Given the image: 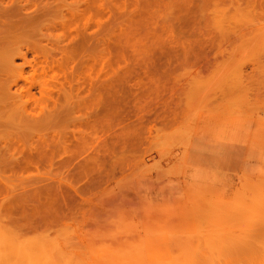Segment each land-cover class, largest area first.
Instances as JSON below:
<instances>
[{"label": "rangeland", "instance_id": "1", "mask_svg": "<svg viewBox=\"0 0 264 264\" xmlns=\"http://www.w3.org/2000/svg\"><path fill=\"white\" fill-rule=\"evenodd\" d=\"M26 1L29 6L36 2L43 13H32L37 7L33 3L30 13L22 11V16L32 14L42 19L37 25H53L48 42L69 47L80 40L76 59L81 58L84 67L74 62V70L71 63L62 72L80 74L84 102L78 106L59 96V113L45 94L51 96L55 85L60 86L61 69L26 73L29 84L47 89H31L22 104L41 117L55 107L59 116L49 126H19L33 138L29 140L42 134L53 140V160L41 164L39 171H29L26 184L14 187H27L29 195L35 187H40L37 192L45 188L54 198L32 199H39V207L27 206L22 215L0 205V264H18L19 245L31 243L43 247L40 257L45 264H108L112 258L120 264H147L138 251L146 244L155 256L166 259L157 264H186L187 257L179 254L182 247L208 251L206 264H226L217 251L244 235V219L264 217V0ZM63 20L68 22L61 27ZM71 26L77 35L82 31L81 37L75 34L72 40ZM32 37L16 40L22 44ZM6 43L0 46V57L11 46ZM121 78L128 90L118 86ZM61 87L56 86L60 89L53 95L62 96ZM17 218L31 219L30 227ZM125 237L131 238L128 247L116 245Z\"/></svg>", "mask_w": 264, "mask_h": 264}, {"label": "bare ground", "instance_id": "2", "mask_svg": "<svg viewBox=\"0 0 264 264\" xmlns=\"http://www.w3.org/2000/svg\"><path fill=\"white\" fill-rule=\"evenodd\" d=\"M14 0H9V2H5V0H0V21H2L0 24V46L2 45V43H6V42H9L8 44H10L11 48L7 50L6 54L2 57H0V167L3 168L1 171L4 175H0V205H2V203L4 204H7V206H11L13 208H11L10 210L8 209L7 211H13V210H19V212H17V214L19 215H22L20 214V211H25L27 209V206L30 208L31 206V210L32 209V205L35 206L38 202L39 199H42L41 197H45L48 195L49 191H45V188L42 190V189H39V191L37 192L36 189L40 188V187H35V190H36V193L35 194V190H34V193L32 194V191L30 194L32 195H29L28 193V189L27 187H22L21 190L17 191L14 187V184L20 186L21 185H24V183L26 184V181L24 178H27L31 172L32 169H35L36 171H39L40 169V166L41 164H43L44 162H47V163H51V160L52 159V154H53V150H52V146L51 144L53 143V140L51 142V140L45 138L44 134H42L43 136H40V137H35V140H29V139H33L32 137H28V134L24 131L21 132L22 128L19 126H22V127H27L25 129H29V127H33L34 129H37L38 127L40 126H49V124L52 122V120L57 116H59V107L57 108L58 104H59V99L60 98H64L65 101H74V104L76 105H80L81 102L83 101L81 99V97L84 96V94L81 96V90H82V87H83V81H82V78L80 76V74H75V71H73V66H74V62H76V65H79L78 67L81 68V65H83V61H80L81 58L76 59V50L81 48V43H80V40L79 41H72L73 39H75V34L77 35V32H76V27L72 29H74V31L76 32H73L71 31V34L72 36H74V38H72V40L69 39L73 42V43H70L69 44V47L72 46V47H68V46H65V45H62V42H59L58 43H50L48 42L49 39L47 40L46 37L48 35L49 37V30H50V27H53V25L51 24H42V25H37V20H42L41 18L38 19L39 17L38 16H34V15H26L25 17L22 16L23 15V12H25V14L28 12L30 13V10L29 8H31L33 6V3H35L34 5H36L37 3L36 2H33L32 4H30L31 6L28 5V3H30V1H26V5H24L25 2H23V4H20L19 5H15L16 4V1L15 0L14 2H12ZM164 1V0H163ZM199 1V0H198ZM46 4H47V1H44ZM43 2V3H44ZM78 2V1H77ZM165 2V1H164ZM44 3V6L46 5ZM19 4V3H18ZM182 4V3H181ZM199 4V2H198ZM42 5V4H41ZM164 5V3H163ZM183 5V4H182ZM43 6V7H44ZM49 6V5H47ZM44 7L45 9L47 8ZM170 6V5H168ZM40 7V6H39ZM38 7V4H37V7L35 6L33 8L32 13H34V11H37L39 12L42 8H40L39 10H37ZM166 7V6H165ZM169 8V7H168ZM35 9V10H34ZM55 9H57L55 7ZM29 10V11H28ZM48 10V9H47ZM47 10H44L45 12H47ZM52 11L50 12H54L53 9H51ZM167 10V8H166ZM170 10V9H169ZM23 11V12H22ZM42 11V12H41ZM40 13L42 14L43 13V10H41ZM44 12V14H46ZM50 12L47 14L49 15ZM72 12V11H71ZM78 12V10H77ZM80 12V11H79ZM78 12V13H79ZM196 12V11H194ZM198 12V11H197ZM36 13V12H35ZM34 13V14H35ZM70 14V12H69ZM72 14V13H71ZM21 15V19L19 18ZM38 15V14H36ZM195 15V14H194ZM199 15V14H198ZM42 18H44V15H41ZM65 16V15H64ZM63 16V17H64ZM75 16V15H74ZM196 16V15H195ZM194 16V17H195ZM15 17H18L19 20H14L16 19ZM67 17V16H65ZM14 18V19H13ZM46 18V17H45ZM69 18V16L67 17ZM73 18V16H72ZM13 19V20H12ZM185 17L182 18V20H184ZM196 19V18H195ZM69 20V19H67ZM47 21V20H46ZM62 21V19L60 20V22ZM73 21V20H72ZM71 21V22H72ZM41 22V21H40ZM52 22V21H51ZM59 22V21H58ZM58 22H56V24H58ZM59 22V23H60ZM68 22V21H66ZM66 22H64L63 20V23L61 27H63V25L65 26ZM65 23V24H64ZM81 24V23H80ZM38 26V28H37ZM39 26H42V27H39ZM169 26V25H168ZM56 27V26H55ZM54 28V27H53ZM195 28V27H194ZM205 28V27H204ZM203 28V29H204ZM56 29V28H55ZM60 29V27H59ZM59 29H57V31H59ZM168 29V28H167ZM69 30V29H68ZM71 30V29H70ZM171 30V29H170ZM36 31V32H35ZM52 31V30H51ZM64 31V30H63ZM62 31V32H63ZM78 33H79V30H77ZM169 31V30H168ZM82 32V31H81ZM80 32V33H81ZM85 32V31H84ZM171 32V31H170ZM204 32V30H203ZM202 32V33H203ZM53 35H54V32H52ZM61 33V32H60ZM66 33V32H64ZM64 33H61L64 34ZM79 33V34H80ZM199 33L200 32V29H199ZM57 34V33H56ZM77 35L76 37H81L80 35ZM205 34V33H203ZM202 34V35H203ZM30 39H26L25 41H23L22 44H19L18 42H22V41H18L17 42V38L20 39V37H30V36H33ZM36 35V36H35ZM39 35V38L38 36ZM51 35V34H50ZM70 35V33H69ZM55 36V35H54ZM66 36V35H65ZM71 36V35H70ZM37 37V38H35ZM42 37V38H41ZM45 37V38H44ZM64 37V36H63ZM23 38V39H24ZM56 38V37H55ZM197 38V37H196ZM205 38V37H204ZM4 39V40H3ZM42 39H46V42L44 43L42 41ZM68 39V38H67ZM84 39V37H83ZM206 39V38H205ZM3 40V41H2ZM11 40V41H10ZM16 40V42H15ZM66 40V39H65ZM198 40V39H197ZM202 40V39H201ZM2 41V42H1ZM53 41L55 42L56 40L53 39ZM57 42V41H56ZM64 42V41H63ZM221 42V41H220ZM14 43V44H12ZM16 43V45H15ZM65 43V42H64ZM67 43V44H68ZM202 43V41H201ZM7 44V43H6ZM17 44H19L17 46ZM49 44V45H48ZM73 44V45H72ZM182 44V43H181ZM16 46L15 48H12L14 46ZM183 45V44H182ZM219 48H220V45H219ZM222 50V49H221ZM221 53V52H220ZM31 56V57H29ZM78 56V55H77ZM80 56V55H79ZM78 56V57H79ZM97 56V55H96ZM77 57V58H78ZM169 59V58H168ZM99 60V59H98ZM155 60V59H154ZM163 60V59H162ZM170 60V59H169ZM95 61V60H94ZM117 62V60H115ZM127 60H125L126 62ZM90 62V61H89ZM119 62V61H118ZM159 62V61H158ZM71 63H72V69H70L71 73H69V75H67L68 73H64V76H63V72L62 70L70 65L71 66ZM170 63V62H169ZM91 64V63H90ZM114 64V63H113ZM125 65H128L126 63H124ZM144 64V63H143ZM153 64V63H152ZM155 64V63H154ZM171 64V63H170ZM86 65V64H85ZM88 65V64H87ZM112 65V63H111ZM123 65V64H122ZM124 65V66H125ZM103 66V65H102ZM116 66H120V67H123L119 64H117ZM130 66V65H129ZM54 67L56 68H60L61 71L60 74L58 75V73L56 75L58 76H61L59 79L57 78V83H60V86L59 84L58 85H55V89L56 86L58 87H61L62 89V96H61V93L58 94V97L56 96L57 95V92L56 95H53L55 93H53L54 91H56L54 88V91L52 92V95H48L50 93H47L45 95H47L46 97H50L51 100L53 103H51V105H55V107L58 109V112L54 113L53 110H55V107H53L54 109L48 113V115L46 117H41V115H38L39 113L36 112L37 114H35L34 112H32L31 110H29V108L25 107V104H22L23 102L21 101V98L24 97V94L26 93H29L31 89H39L40 92H44L45 89L47 88H43L41 89V85H33V84H29L28 80L27 81V76H26V73L28 71H31V72H35V71H38V69H41L42 71H46V69H49V68H53L55 69ZM84 67V65H83ZM89 67V66H88ZM91 67V65H90ZM114 67V66H113ZM120 67H117L120 69ZM127 69H128V66H126ZM125 67V68H126ZM68 68V67H67ZM78 68V69H79ZM124 68V67H123ZM124 68V69H125ZM131 66L129 67L128 70H130ZM133 68V67H132ZM76 69V71L78 70ZM88 69V68H87ZM123 69V71H124ZM126 69V70H127ZM134 69V68H133ZM146 69V68H145ZM51 70V69H50ZM85 70V69H84ZM127 70V72H129ZM198 70V69H197ZM48 71V70H47ZM69 71V70H68ZM83 71V70H82ZM122 71V69L120 70ZM133 71V70H132ZM140 71V70H139ZM30 72V73H31ZM52 73V71H50ZM81 72V71H79ZM134 72V71H133ZM141 72V71H140ZM147 72V70H146ZM154 72V71H153ZM163 72V71H162ZM168 72V71H167ZM29 73V72H28ZM47 73V72H46ZM49 73V72H48ZM54 73V71H53ZM83 73V72H81ZM89 73V71H88ZM121 73V72H120ZM126 72H124L122 74V76L124 77V74ZM144 74V72H141ZM148 73V72H147ZM155 73V72H154ZM157 73V72H156ZM164 73V72H163ZM162 73V75H163ZM37 74V72H36ZM40 74L41 76V73H38ZM37 74V75H38ZM99 74V73H98ZM118 74V73H117ZM127 74V73H126ZM125 74V75H126ZM131 74L133 75V73L131 72ZM160 74V73H159ZM199 74V73H198ZM32 75V74H31ZM55 75V76H56ZM90 75V74H88ZM150 75V74H149ZM167 75V74H166ZM39 76V75H38ZM39 76V77H40ZM49 76V75H48ZM95 76V75H93ZM116 76V75H115ZM121 75L119 77H122ZM128 77V74L126 75ZM145 76V75H144ZM143 76V77H144ZM148 76V75H146ZM152 76V75H151ZM160 76V75H159ZM169 76V75H167ZM90 77V76H89ZM96 77V76H95ZM126 77V78H127ZM140 77V76H139ZM155 77V76H153ZM161 77V76H160ZM164 77V76H163ZM32 78V77H31ZM46 78V77H44ZM51 79L55 78L53 75L52 77H50ZM91 78V77H90ZM142 78V77H141ZM147 78V77H145ZM144 78V79H145ZM162 78V77H161ZM41 79V78H40ZM51 79L49 81H51ZM52 79V80H53ZM116 79V78H115ZM125 78H121V82H118L120 83V85L118 86H121V83L123 82ZM132 79V78H131ZM157 79V78H156ZM163 79V78H162ZM167 79V78H166ZM165 79V80H166ZM56 80V79H55ZM94 80V79H92ZM120 80L117 78V81ZM134 80H135V77H134ZM140 80V79H139ZM146 80V79H145ZM144 80V82H145ZM33 81V80H32ZM37 81V80H36ZM39 81V80H38ZM37 81V82H38ZM47 81V80H46ZM115 81V80H114ZM126 81V80H125ZM140 81H143V80H140ZM161 81V80H160ZM92 82V81H91ZM95 82V81H94ZM135 82V81H134ZM138 82V81H137ZM167 82V81H166ZM34 83V82H33ZM42 83V82H41ZM48 83V82H47ZM46 83V85H47ZM56 83V82H55ZM97 83V82H96ZM112 83V82H111ZM126 83V82H125ZM35 84V83H34ZM44 84V83H42ZM86 84H88L86 82ZM107 84V83H106ZM123 84V83H122ZM137 84V83H136ZM163 84V83H162ZM99 85V84H98ZM141 85V84H140ZM66 86V88H65ZM102 86V85H101ZM113 86V85H112ZM117 86V84L115 85ZM115 86H113V88H116ZM151 86V85H150ZM54 87V86H53ZM122 87V86H121ZM120 88V90H122ZM124 87V86H123ZM122 87V88H123ZM127 87V86H126ZM167 87V85H166ZM96 88V86L94 87ZM118 88V87H117ZM116 89H112V90H117ZM130 88V87H129ZM142 88V87H141ZM145 88V87H144ZM60 89V88H59ZM57 89V90H59ZM126 88L124 87L123 90H125ZM140 88H138L139 90ZM89 90V89H88ZM128 90V89H126ZM149 90V89H148ZM32 91V90H31ZM48 91V90H47ZM95 91V89H94ZM119 91V90H117ZM135 91V90H134ZM137 91V89H136ZM146 91V90H145ZM50 92V91H49ZM61 92V91H60ZM84 92V91H83ZM87 92V91H86ZM112 92V91H111ZM121 93L123 92H126L127 91H120ZM141 92V91H139ZM147 92V91H146ZM129 93V91H128ZM134 93V92H133ZM137 93V92H136ZM25 94V95H26ZM32 94V92H31ZM41 94V93H40ZM87 94V93H86ZM89 94V93H88ZM92 94V93H91ZM115 94V96L117 95V93H113ZM118 94H120L118 92ZM138 94V93H137ZM142 94V92H141ZM145 94V93H144ZM28 95V94H27ZM34 95V93H33ZM42 95V94H41ZM92 95H95V94H92ZM121 95V94H120ZM120 95H118L117 97V100L118 98H120ZM123 95V94H122ZM121 95V96H122ZM129 95V94H127ZM60 96V98H59ZM102 96V95H101ZM109 96V95H108ZM130 96V95H129ZM151 96V95H150ZM45 97V98H46ZM48 97V98H49ZM105 97V96H104ZM142 97V95H141ZM144 97V96H143ZM111 98V97H110ZM148 98V97H146ZM47 99V98H46ZM93 99V98H92ZM91 99V100H92ZM97 99V98H96ZM99 99V98H98ZM97 99V100H98ZM106 99V98H105ZM109 99V98H108ZM138 99V98H137ZM61 100V99H60ZM94 100V99H93ZM120 100V99H119ZM129 100V99H128ZM144 100V99H143ZM149 100V98H148ZM81 101V102H80ZM106 101V100H104ZM142 101V100H141ZM164 101V100H163ZM77 102V103H76ZM84 102V101H83ZM86 102V100H85ZM88 102V101H87ZM94 102V101H93ZM97 102V101H96ZM103 102V101H102ZM107 102V101H106ZM158 102V101H157ZM90 103V102H89ZM88 103V104H89ZM104 103V102H103ZM144 103V102H143ZM143 103L141 105H143ZM72 104V103H71ZM73 104V105H74ZM140 104V103H139ZM151 104V102H150ZM149 104V105H150ZM82 105V104H81ZM102 105V104H101ZM60 106V105H59ZM133 106V105H132ZM29 107V106H28ZM118 106H116L115 108H117ZM125 107V106H124ZM134 107V106H133ZM164 107V106H163ZM73 108V107H72ZM107 108V107H106ZM89 109V108H88ZM110 109V108H109ZM112 109H113V106H112ZM125 109V108H124ZM127 109V108H126ZM134 109V108H133ZM33 110V109H32ZM76 110V109H75ZM129 110V109H128ZM162 110V109H161ZM164 110V109H163ZM87 111V110H86ZM92 111V110H91ZM160 111V110H159ZM85 112V111H84ZM83 112V113H84ZM156 112V111H155ZM92 113V112H91ZM152 113V112H151ZM41 114V113H40ZM148 114V113H147ZM161 114V113H160ZM97 115V114H96ZM119 115V114H118ZM123 115V114H122ZM130 115V114H129ZM145 115V114H144ZM150 115V114H149ZM80 116V115H79ZM105 116V115H104ZM160 116V115H159ZM83 117V116H82ZM86 115L83 117L85 118ZM150 117V116H149ZM87 118V117H86ZM85 118V119H86ZM151 118V117H150ZM105 119V118H104ZM118 119V118H117ZM145 119V118H144ZM148 119V117H147ZM82 120V119H81ZM149 120V119H148ZM153 120V119H152ZM80 121V119H79ZM84 121V120H83ZM102 121V120H101ZM119 121V119H118ZM123 121V120H122ZM54 123V122H53ZM82 123V121H81ZM121 123V122H120ZM153 123V122H152ZM156 123V122H155ZM107 124V122L105 123ZM111 124V123H109ZM122 124V123H121ZM94 125V124H93ZM12 126H14V128L17 126V129L18 131H16L14 133ZM105 126V125H104ZM109 126V125H108ZM11 127V129H10ZM37 127V128H36ZM31 128V129H33ZM110 128V126H109ZM23 129V130H25ZM20 130V131H19ZM13 131V132H12ZM20 132V133H19ZM26 134H24V133ZM55 132V131H54ZM21 133H23L21 135ZM26 135V136H25ZM40 134H38L39 136ZM53 135V134H51ZM22 136V137H21ZM37 136V134H36ZM24 137H27V138H24ZM191 138V137H190ZM54 148V147H53ZM56 150V147L55 149ZM65 150H63L64 152ZM55 153V152H54ZM65 153V152H64ZM64 155V154H63ZM60 158V156H58ZM68 157V156H67ZM61 159V158H60ZM59 159V160H60ZM46 160V161H44ZM58 160V161H59ZM69 162V161H68ZM54 163V162H52ZM58 163V162H57ZM46 164V163H44ZM43 164V165H44ZM48 164V165H49ZM56 164V163H55ZM66 164V162H65ZM51 165V164H50ZM49 165V166H50ZM59 166V165H58ZM52 167V166H51ZM57 167V166H56ZM53 168V167H52ZM51 169V168H50ZM55 169V168H54ZM58 169V168H57ZM46 170V169H45ZM49 170V169H48ZM30 171V172H29ZM52 171V170H51ZM50 171V172H51ZM56 171V170H55ZM27 172H28V175H27ZM24 173H26L24 175ZM33 173V172H32ZM31 173V174H32ZM49 174V173H48ZM27 176V177H26ZM36 176V175H35ZM37 176H41V174L39 173V175L37 174ZM43 176V175H42ZM30 177V176H29ZM28 177V178H29ZM44 177V176H43ZM43 177H40V178H43ZM37 179V177H35ZM35 178L31 177V179H33V181L35 180ZM30 179V178H29ZM46 179V178H45ZM38 180V179H37ZM41 180V179H40ZM60 180V179H59ZM63 180V179H62ZM44 181V180H42ZM58 181V180H57ZM61 181V180H60ZM63 182V181H62ZM65 182V181H64ZM29 185V184H28ZM41 185V184H40ZM70 186V185H69ZM72 186V185H71ZM48 187V186H47ZM75 187V186H74ZM17 188V187H16ZM43 188V187H42ZM51 188V187H50ZM77 188V187H76ZM34 189V188H33ZM33 189H29V192L30 190H33ZM52 189V188H51ZM49 189V190H51ZM71 189V188H70ZM57 190V189H56ZM55 190V191H56ZM17 191V192H16ZM72 191V190H70ZM46 193V195H44ZM51 193V191H50ZM57 193V191H56ZM59 193V192H58ZM260 193H262V195H264V189H260ZM250 194H256V192H249V195ZM53 195V194H52ZM55 195V194H54ZM40 196V197H39ZM49 196V195H48ZM51 196V195H50ZM49 196V198H50ZM39 197L38 200H36L35 203H32V199L35 201V199H37ZM54 198V196H51ZM35 198V199H34ZM46 199H49L48 197H45ZM56 198V196H55ZM45 199V200H46ZM31 200V205L29 203V201ZM43 200V199H42ZM44 200V201H45ZM62 200V199H61ZM33 201V202H34ZM47 202L44 203V204H48L49 205V200H46ZM264 201V200H262ZM35 204V205H34ZM240 205H244V202L241 201V203H239ZM260 205V204H258ZM6 206V207H7ZM46 206V205H45ZM264 206V205H262ZM39 207V205L37 206L36 205V208ZM34 209H36L35 207H33ZM30 210V209H29ZM35 211V210H34ZM31 213V211H29ZM26 213V212H25ZM28 213V211H27ZM12 214V213H11ZM16 214V216H17ZM14 215V214H13ZM27 216H30L28 214H25ZM31 215H33V213H31ZM25 217V216H24ZM35 218V217H33ZM18 221H19V218H17ZM22 219V218H21ZM30 220L31 219H27L25 220H20L19 222L23 221L24 223H22L24 226H28L30 227ZM48 220V218L46 219ZM33 221V219H32ZM35 221V220H34ZM41 221H45L44 218H42ZM49 221V220H48ZM37 222V221H36ZM46 222V221H45ZM32 224V223H31ZM243 224L242 225V230L245 231L244 235H242L241 237L239 238H235V239H231L230 242H228V245L227 247H223V248H220L217 252L220 253L226 260H227V263L226 264H264V217L260 216V217H253V218H249V219H244L243 221ZM258 236H261L262 237V241H259L258 240ZM40 237H35L33 238L34 241H36V239H38ZM77 240L79 241H83V240H89V238H84V237H76ZM118 239H116L115 241H117ZM121 241H117L115 242L116 245H119L120 242H122V246H126L127 243L130 242L131 238H128V237H125V238H122L120 239ZM38 241V240H37ZM27 243V242H26ZM118 243V244H117ZM150 244H146L143 246L142 250L139 248V252L142 253V255L146 256V262L147 264H157V263H162V262H166V259L163 260L164 258H158L157 256H155V253L154 251L150 248ZM128 247V246H126ZM152 247V246H151ZM58 248V246H57ZM57 248L55 247V251L58 252L59 250H57ZM19 250H17L16 253H18V256L16 253V256H18L20 258V260L18 261V264H45V261L42 262V258L40 257L41 256V252L43 251V247L40 246L39 249H37L32 243L30 246H28L27 244H20L19 245ZM44 250L46 251L45 247H44ZM19 251V252H18ZM2 252V251H1ZM44 252V251H43ZM39 254V255H38ZM171 254V253H170ZM179 254L180 256H183V257H187V263L186 264H206L207 263V258L209 256V252L208 251H204L201 250V249H198V248H194V249H188V250H185L183 249V247L179 250ZM39 256V257H38ZM44 257V256H43ZM39 258V260H38ZM41 258V259H40ZM6 261H9L8 259ZM5 262V261H4ZM20 262V263H19ZM39 262V263H38ZM42 262V263H41ZM108 264H120V261L118 260H113V258L110 260V262H108ZM167 264H178L176 262H169Z\"/></svg>", "mask_w": 264, "mask_h": 264}]
</instances>
